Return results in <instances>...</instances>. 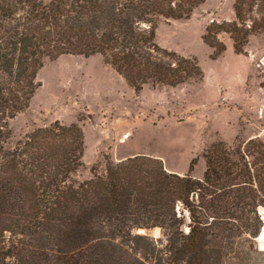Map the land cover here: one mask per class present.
<instances>
[{
  "label": "trees",
  "instance_id": "trees-1",
  "mask_svg": "<svg viewBox=\"0 0 264 264\" xmlns=\"http://www.w3.org/2000/svg\"><path fill=\"white\" fill-rule=\"evenodd\" d=\"M205 1L0 0V264H222L238 238L260 231L261 139L211 143L199 177L194 158L180 173L136 153L106 156L103 170L93 167L82 181L76 122L55 120L12 142L11 121L41 85L39 71L61 55L99 54L135 92L202 77L195 57L158 44L156 29L189 18ZM232 11L201 35L212 59L226 50L220 34L244 54L250 37L264 33V0H234ZM142 227H160L162 237L134 232Z\"/></svg>",
  "mask_w": 264,
  "mask_h": 264
},
{
  "label": "rangeland",
  "instance_id": "rangeland-1",
  "mask_svg": "<svg viewBox=\"0 0 264 264\" xmlns=\"http://www.w3.org/2000/svg\"><path fill=\"white\" fill-rule=\"evenodd\" d=\"M233 1L206 0L189 18L158 24V44L195 57L203 71L202 77L175 87L149 82L135 92L99 54L46 61L29 106L11 121L12 142L55 120L76 122L84 135L83 163L76 175L82 181L92 176L93 167L103 170L106 156L117 161L136 153L160 157L168 170L180 173L194 158L193 174L199 177L205 168L203 152L211 143L264 141V33L250 37L244 54L235 53L228 35L220 34L226 50L216 59L201 39L212 20L233 18ZM257 208L260 228L264 203ZM257 233L238 238L237 252L226 255L222 264H239L243 256L264 264V242L257 246ZM160 237L158 227L153 238Z\"/></svg>",
  "mask_w": 264,
  "mask_h": 264
},
{
  "label": "water",
  "instance_id": "water-1",
  "mask_svg": "<svg viewBox=\"0 0 264 264\" xmlns=\"http://www.w3.org/2000/svg\"><path fill=\"white\" fill-rule=\"evenodd\" d=\"M155 227H152V228H148V227H142V228H136L134 230L135 233H141V234H146V235H152L154 237V234H155V230H154Z\"/></svg>",
  "mask_w": 264,
  "mask_h": 264
},
{
  "label": "bare ground",
  "instance_id": "bare-ground-1",
  "mask_svg": "<svg viewBox=\"0 0 264 264\" xmlns=\"http://www.w3.org/2000/svg\"><path fill=\"white\" fill-rule=\"evenodd\" d=\"M262 219H263V224L260 229L259 235L257 236V240L259 242H264V212H263ZM154 230H155L154 232L157 233L158 227H155Z\"/></svg>",
  "mask_w": 264,
  "mask_h": 264
},
{
  "label": "built area",
  "instance_id": "built-area-1",
  "mask_svg": "<svg viewBox=\"0 0 264 264\" xmlns=\"http://www.w3.org/2000/svg\"><path fill=\"white\" fill-rule=\"evenodd\" d=\"M261 216H263V213H261ZM255 241L257 242V246H258L259 248H262L261 245H260V243H259V241L257 240V236L255 237Z\"/></svg>",
  "mask_w": 264,
  "mask_h": 264
}]
</instances>
